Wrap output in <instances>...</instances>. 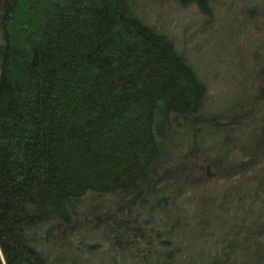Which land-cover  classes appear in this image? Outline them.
Returning a JSON list of instances; mask_svg holds the SVG:
<instances>
[{
	"label": "trees",
	"instance_id": "1",
	"mask_svg": "<svg viewBox=\"0 0 264 264\" xmlns=\"http://www.w3.org/2000/svg\"><path fill=\"white\" fill-rule=\"evenodd\" d=\"M139 3L0 0V264H93L84 255L105 254L96 248L103 231L121 251L99 264H264V221L252 215L229 229L243 240L180 260L176 233L187 219V237L214 228L202 211H175L192 189L196 157L236 175L264 163V90L210 109L205 81L136 13ZM254 182L212 209L264 205V172Z\"/></svg>",
	"mask_w": 264,
	"mask_h": 264
},
{
	"label": "rangeland",
	"instance_id": "2",
	"mask_svg": "<svg viewBox=\"0 0 264 264\" xmlns=\"http://www.w3.org/2000/svg\"><path fill=\"white\" fill-rule=\"evenodd\" d=\"M136 1L140 2L135 8L136 13L145 15L152 24L170 36L205 81L210 109L221 111L244 98L256 100L261 95L264 90V0H210V8L206 12L196 4L183 6L173 0H161L158 3ZM251 8L258 11L250 13ZM243 133L245 138L250 136L249 130ZM230 157L240 159V154H232ZM208 162L200 156L192 160V189L179 198L180 206L177 202L175 211L185 217L186 214L199 216L204 212L202 217L211 223L214 235L203 239L187 237V232L194 227L193 222L187 219L189 227L176 233L179 237L176 241L181 243L178 254L180 260L199 259L210 249L220 250L222 245L219 241L222 239L243 240L245 234L235 235L229 230L243 215H252V219L264 221V205L252 204L248 200L241 205L242 208L232 203L228 205L230 213L223 209H212L211 205L213 201L217 203L224 197L242 192V187L250 189L255 186L254 180L262 178L264 163L243 175H236L238 170L233 167L214 169ZM93 196L88 195L84 201L92 200ZM202 198L208 201V206L204 209H200L203 206L200 200ZM180 200L184 203L181 204ZM106 201L109 200L105 199ZM243 208L249 212H244ZM251 211L254 213L250 214ZM208 230L210 229L207 228L206 231ZM145 231L149 236L150 230ZM151 234L153 239L158 238L157 231L153 230ZM101 237L103 240L98 241L96 248H101L105 254L84 255L86 261L99 264L100 260H107L108 254L121 251V246L110 241L107 231L106 234L103 231ZM260 240L264 243V238H259ZM131 249H135L134 245H131ZM239 253L241 254L239 251L232 254L233 259ZM241 255L237 258H241Z\"/></svg>",
	"mask_w": 264,
	"mask_h": 264
}]
</instances>
